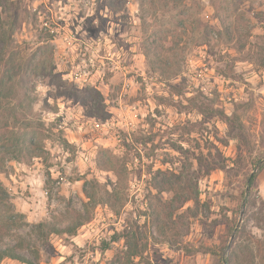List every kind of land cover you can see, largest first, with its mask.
Listing matches in <instances>:
<instances>
[{"label":"rangeland","instance_id":"1","mask_svg":"<svg viewBox=\"0 0 264 264\" xmlns=\"http://www.w3.org/2000/svg\"><path fill=\"white\" fill-rule=\"evenodd\" d=\"M9 31V55L44 69L30 71L24 116L36 156L1 154L0 246L22 239L30 264H118L137 234L133 264H226L243 228L264 264V0H0ZM117 177V213L97 205L74 236L49 232Z\"/></svg>","mask_w":264,"mask_h":264},{"label":"trees","instance_id":"2","mask_svg":"<svg viewBox=\"0 0 264 264\" xmlns=\"http://www.w3.org/2000/svg\"><path fill=\"white\" fill-rule=\"evenodd\" d=\"M11 41L10 31L6 33V37H0V174L5 172V166L3 159L1 158L5 151L11 150L16 155H27L28 158L35 157L34 150L38 149V144L30 129V122L26 119V114L30 112V100L31 93L34 90L33 78L30 71L44 69L41 62L37 60L28 59V64L16 60L13 56L9 55L11 51L9 44ZM150 47L143 46V54L145 57L150 58ZM155 59H157L155 57ZM158 63L159 60H156ZM199 111H200V106ZM221 116L227 122H230L236 129V137L244 144V148L249 144V137L245 134L243 126L223 112H220ZM92 115V112H90ZM32 127V126H31ZM241 149V144L239 145ZM96 165L99 169L104 171H112L117 175L118 168L115 164L103 157L98 156ZM250 183L255 182V176L251 175L248 179ZM122 184L121 180L117 177V181L111 187L101 186L97 182L92 184L90 190H84L86 202L84 203V213L78 214L73 218L72 222L63 229H57L54 226L49 227L50 233L62 234L66 233L70 236H74L77 230L87 221L90 220V211L97 205H103L108 207L113 213H117L118 209L125 204V198L120 194L119 187ZM124 185V184H123ZM158 190L164 191L165 188L159 185ZM5 190L0 185V209L8 208L6 197L4 195ZM11 213V210H9ZM18 215V214H17ZM4 220L0 218V239L5 236V228L3 227ZM225 225L226 237H222L220 242L221 248H226L228 238L231 232L234 230L235 224L230 220L225 219L222 222ZM248 238L243 228L235 231L232 238L226 259V264H255V256L252 251H248ZM128 245V252L126 258L120 261L118 264H133L132 257H139L144 252V244H140L138 235L132 234V242ZM25 248V243L22 239H17L15 244L11 246H0V264L3 259L15 260L21 263L30 264L23 255L18 251ZM106 248L104 245L103 249ZM213 254L212 250H208ZM34 257L37 259L38 253L34 251ZM264 262V256L261 258Z\"/></svg>","mask_w":264,"mask_h":264},{"label":"water","instance_id":"3","mask_svg":"<svg viewBox=\"0 0 264 264\" xmlns=\"http://www.w3.org/2000/svg\"><path fill=\"white\" fill-rule=\"evenodd\" d=\"M241 215H242V212L240 213V216H241ZM238 224H239V223H238ZM238 224H237V225H238ZM233 236H234V235L232 234V235H231V238H230V242H231ZM230 242H229V245H230ZM229 245H228V247H229Z\"/></svg>","mask_w":264,"mask_h":264}]
</instances>
